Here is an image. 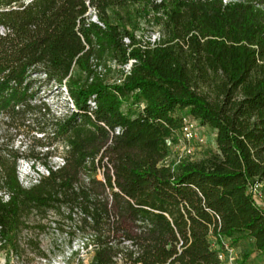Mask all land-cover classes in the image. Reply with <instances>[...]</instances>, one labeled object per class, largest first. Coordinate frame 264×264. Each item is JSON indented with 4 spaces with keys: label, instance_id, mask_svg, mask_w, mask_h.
<instances>
[{
    "label": "trees",
    "instance_id": "1",
    "mask_svg": "<svg viewBox=\"0 0 264 264\" xmlns=\"http://www.w3.org/2000/svg\"><path fill=\"white\" fill-rule=\"evenodd\" d=\"M130 59L119 83L94 73ZM52 86L72 101L60 118L35 102ZM186 115L214 130L216 149L172 169L162 161ZM0 116L8 240L55 210L71 238L94 234L89 264H220L219 237L264 254V208L248 190L264 181V0H0ZM22 158L48 174L24 187Z\"/></svg>",
    "mask_w": 264,
    "mask_h": 264
},
{
    "label": "rangeland",
    "instance_id": "2",
    "mask_svg": "<svg viewBox=\"0 0 264 264\" xmlns=\"http://www.w3.org/2000/svg\"><path fill=\"white\" fill-rule=\"evenodd\" d=\"M154 30L157 29L156 26L152 27ZM151 31V28L146 27L144 24H140V28L136 29V34L143 36L148 35L147 33ZM145 37V36H144ZM94 73L100 76L103 81L108 83H119L122 79L121 69L108 63L107 65L98 64L94 66ZM121 79V80H120ZM64 89V88H63ZM60 91V92H59ZM44 101L49 105L50 112L46 115V118L56 117L60 118L63 114H66L72 107V101L64 89L61 91L55 86L39 89L37 100ZM38 112L33 114H28L27 118L32 116H39ZM42 118V116H41ZM2 117L0 116V129L2 127ZM201 130L203 133L202 142L191 141L187 143V146L191 147V152H188L185 145L181 141V135L176 132L173 137L168 140L167 145V155L162 161L163 164L170 166L172 169H176L180 164L187 161H197L206 157L210 152L216 149L215 144V134L214 130L208 125L202 124ZM15 133V129L10 130ZM31 134L40 136L41 134L33 131ZM25 140L24 134L19 133L15 136L14 147H18L21 141ZM46 149V148H43ZM63 148L61 145L57 147L51 156V163H56L62 157ZM30 162L22 158L18 161V177L19 181L23 185H27V179H24L26 172H32V167L30 168ZM40 169L41 165H37ZM261 192L263 194L262 200L259 202V206L264 208V181L261 182ZM7 191V190H6ZM64 221V222H63ZM27 227L23 228L22 231L17 232L16 237L12 240L7 238V249L15 250L18 248L20 253V263L21 264H43L37 257H40L39 250L44 251L48 258L57 261L61 258V254L67 247L78 248L82 236H75L74 241H70L68 235L64 231H69L70 223L62 220L58 213L49 212L47 216H35L32 215L28 218ZM54 223V225H53ZM43 225V227H40ZM63 229V230H62ZM38 246L34 247V243ZM239 252V263L238 264H264V254L259 253L253 247V243L250 238H244L240 241L238 245H234ZM20 247V248H19ZM92 256V252L88 253L85 259L78 260V255L73 252L70 258L66 259V264H89Z\"/></svg>",
    "mask_w": 264,
    "mask_h": 264
},
{
    "label": "built area",
    "instance_id": "3",
    "mask_svg": "<svg viewBox=\"0 0 264 264\" xmlns=\"http://www.w3.org/2000/svg\"><path fill=\"white\" fill-rule=\"evenodd\" d=\"M161 0H156V2H159ZM204 1V0H203ZM233 0H223L224 3H228ZM87 14L89 16L88 20L96 22L100 25L102 23L98 20L96 11L94 8L89 7ZM151 44H154L159 40V31L152 30L148 33L146 38ZM124 42L128 43L129 39L124 38ZM135 62L134 59H130L127 63L118 66L122 71V76H125L130 73L131 66ZM115 65V63H112ZM123 78V77H122ZM121 78V79H122ZM120 79V80H121ZM202 124L194 118H191L189 116L183 117L182 127L179 131L181 135V141L185 145V148L188 152H191V147L187 146V143L194 141V142H202L203 141V133L201 130ZM118 132V129L115 131ZM59 164H62V157L58 160ZM31 168V164H30ZM26 172V176H24V179H27V185H23L24 187H29L34 183H37L41 177L42 174H48V170L42 166L40 169L39 167H32V172ZM261 182L256 181L252 182L248 190L253 198V200L259 204V202L262 200L263 194L261 192ZM10 197V193L4 189H0V198L3 201H7ZM63 213H67V208L62 207L61 208ZM49 212L57 213L55 210H49ZM47 216V215H46ZM54 225V223H53ZM63 230V229H62ZM70 231V230H69ZM69 231H64L66 235H68L69 240L72 242L74 241L75 236H82V239L80 240V244L78 248L72 249V247H67L65 251L61 254V258H59L57 261H54L53 259L48 258L47 254L44 252V255L41 254L40 257H37L39 261H41L43 264H66V259L70 258L73 252H75L78 255V260H83L87 256L88 253L92 252L94 250V234L93 233H87L82 234L79 232V230H76L77 235H75L73 238L70 237ZM7 237L3 234L2 226L0 225V264H21L20 263V253L18 252V248H15V250L7 249ZM73 243V242H72ZM20 248V247H19ZM211 248L215 249L217 252V257L220 262V264H238L239 263V252L237 251L236 247L233 246L227 239L223 237H219L218 239L214 238L211 242ZM92 258V256H91ZM91 260V259H90Z\"/></svg>",
    "mask_w": 264,
    "mask_h": 264
}]
</instances>
